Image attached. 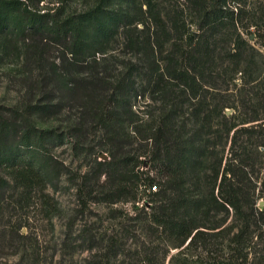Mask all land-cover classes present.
Returning <instances> with one entry per match:
<instances>
[{"label": "rangeland", "instance_id": "374dc122", "mask_svg": "<svg viewBox=\"0 0 264 264\" xmlns=\"http://www.w3.org/2000/svg\"><path fill=\"white\" fill-rule=\"evenodd\" d=\"M20 1L50 19L62 21L88 12L100 0ZM194 1L114 0L109 6L108 9L138 18L132 28L138 30L135 37L140 41L161 37L163 46L154 44L152 59L155 71H150L152 75L145 74L146 52L126 47L128 40L135 38L130 36L131 32L128 38L126 31L120 29L116 40L98 51L100 48L92 45L91 41H96L93 25L85 27L92 45L87 53L89 60L94 58L96 51L100 52L96 54L100 63L98 67L107 69L111 76L109 81L124 80V85L133 87V92L128 98L124 96L125 99L118 94L116 102L119 103L111 113H119L122 118L121 121L116 118L119 121L114 127L117 134L107 139L105 131L97 130L98 127L92 129L90 122L87 126L80 122L77 108L71 112L64 109L56 119H37L40 128L65 132L64 140L55 145L53 154L67 173L53 179L43 194L33 191L21 206L14 204L9 197L21 193L20 189L0 174L10 183L6 194L8 201L2 203V209L6 210L0 230L8 234L13 225H20V235L27 237L20 242L25 244L24 251H0V264H239L238 249L245 253L247 264H264V0H225L224 9L232 14L235 24L223 27L217 36L199 28L201 10H197ZM149 7L151 11H148ZM142 11L144 16H141ZM154 13L160 14L166 23V35L160 34V30L151 23ZM15 19L16 15L12 14L11 21ZM139 20L145 21L146 26ZM187 26L190 27V35L195 36L198 42L204 39L205 43H213L216 39L215 49L211 48L210 52L199 57L211 65L208 71L211 77L207 81L202 80L200 101H193L190 95L183 94L184 89L178 82L165 78L168 67L165 57L172 53L176 43L182 45L181 31ZM239 38L246 45L240 67L235 66L238 57L229 55ZM12 41L0 34V106L7 108L19 106L29 94L22 82L23 75H26L22 49ZM190 45L188 41L184 49H190L194 44ZM244 70L247 74H243ZM68 103L74 105L72 101ZM227 104L232 108H223ZM205 113L210 116V123L206 126L201 122ZM126 114L131 116L127 118L129 115ZM254 117L261 120L241 124ZM75 123H82L79 128L85 129L84 135L77 137L78 131L77 135H70L69 128ZM260 123L262 125L256 131H242ZM234 124L239 129L236 136L237 146H240L238 157L231 149L235 130L229 133ZM173 127L179 128L178 134L184 139H193L195 149L204 151L203 157L199 154L197 158L205 163L200 170L208 169L205 175L211 174L216 160L223 159L222 169L234 158L236 161L249 160L251 164L245 166L235 161L238 176L232 183L235 190L251 198L250 203L241 212L232 208L199 211L195 215L204 234L193 244H190V239L183 243V238L171 236L153 217L159 202L157 194L164 184V174L159 170L168 164V159L163 154L162 160L155 161L154 141L146 138L151 136V132L166 134L167 137L171 133L175 135ZM115 136L123 141L122 157L139 158L129 165L130 168L135 172L149 173L157 186L147 190L140 184L136 199L121 198L112 204L98 200V192L87 197L85 189L88 184H93L91 178L97 164L113 161L109 138ZM200 170L198 167L193 173L188 171L183 178L190 183L185 185L190 196L203 200V196L209 197L207 187L213 190L214 184L208 186L206 176ZM221 178L222 175L217 185ZM106 180L104 174L101 185ZM44 194L49 196V202L54 206L51 215L47 213L48 207H43ZM215 195H218L217 188ZM242 231L244 243L238 246L235 236Z\"/></svg>", "mask_w": 264, "mask_h": 264}, {"label": "trees", "instance_id": "16d2710c", "mask_svg": "<svg viewBox=\"0 0 264 264\" xmlns=\"http://www.w3.org/2000/svg\"><path fill=\"white\" fill-rule=\"evenodd\" d=\"M113 1L100 0L98 5L88 12L60 21L56 18L50 19L49 16L33 10L20 0H0V34L10 37L13 40L12 43L21 46L23 70L26 74L23 75L22 82L29 93L28 99L19 106L9 108L0 106V174L9 178L13 186L20 189L21 193L9 196L18 206H21L25 200L32 196L33 191L45 192L53 179L67 173V169L58 163L53 154L55 145L64 140L65 132L62 134L55 128H40L37 125V119H56L64 109L68 108L71 112L77 108L80 122L83 125L87 126L90 122L93 126L92 129L98 127L97 130L105 131L106 139L110 135L117 134L114 127L119 121L116 118H120L121 121L122 116L119 113L111 112L119 103L116 102L118 94L120 93L121 98L124 96L128 98L133 92V87L124 85L122 79L116 83L115 80L114 82L109 81L111 76L107 69L98 67L100 63L97 61L96 54L100 53L98 51H102L103 46L116 40L120 29L126 31L128 38L130 32V36L135 37L138 30L132 27L137 23L138 18L124 14L119 10L108 9ZM225 3V0H195L193 4L198 7V11L201 10L199 28L217 36L222 33L223 27L234 26L232 14L224 9ZM148 11H151V7ZM142 12L141 16H144L145 12ZM12 14L16 15V19L13 21H11ZM139 21L146 26L145 21ZM151 23L160 30V34H163L167 28L160 14L158 16L156 13L152 14ZM90 24L93 25V35L96 37V41L91 40L92 45L100 48L93 54L94 58L91 60L87 53L91 50L92 45L85 30V27L89 28ZM194 37L190 35V27H183L180 37L182 45L176 43L172 53L165 57L168 63L165 78L169 77L170 81L173 79L178 82L184 89L183 94L190 95L193 101H200L203 94L202 80L207 81L211 77L208 72L211 65L199 57L204 52H210L209 49H215L216 42L214 41L216 39H213V43H205L204 39L198 42ZM160 41L161 37L159 36L154 40H151L150 37L145 38L144 41L135 37L134 40L130 38L126 44L127 48L136 49V51L143 49L146 52V58L144 57L145 74L152 75L150 71H155V61L152 59V55L154 54V44L159 47L163 46ZM188 41L194 45L186 50L184 46ZM228 43L227 41L226 44ZM234 45V50L232 49L229 55L231 58L238 57L239 61L235 66L240 67L244 61L246 45L240 38ZM203 46L208 49H204ZM51 54H58V56L53 57ZM243 74H247V71L244 70ZM163 76L161 75V77ZM71 101L74 102V105L68 103ZM225 107L232 108L228 107V104L223 105V108ZM203 112H205V108H203ZM126 116L129 118L131 115L126 114ZM260 120L258 117L248 118L241 124L255 123ZM201 122L205 126L209 124V114L205 113ZM82 123L72 124L68 131L70 135L73 133L78 134L77 137L84 135L85 129L79 128ZM259 125L262 124L251 125L249 130L243 129L242 131H256L259 129ZM172 129H174L172 132L175 135L171 133L167 137L166 134L151 132V136L146 138V140L154 141L155 161L162 160L161 157L164 156L165 159H168V164L159 170L164 174V184H162L163 189L157 194L159 202L157 212L153 217L158 225L168 231L171 236L183 238V243L190 239V244H193L204 234L200 230L203 228L202 224L195 215L199 211L232 208L241 212L242 208L250 203L251 198L235 190L233 184L238 176L235 163L245 166L251 164L249 160L236 161L237 158H234L227 162L222 169L223 159L216 160L214 167L210 170L211 174L205 175L208 169L200 170L205 163L197 158L199 154L203 157L204 151L194 148L193 139H184L180 136L179 128L173 127ZM233 130L235 131L231 149L238 157L237 149L240 146H237L236 139L239 132L237 124L229 128V133ZM68 132L66 131L69 137ZM109 140L113 161L97 164L95 175L91 178L93 184L91 183L92 186L88 184V188L85 189L87 197H91L94 193L97 195L98 192L100 195L98 200L114 204L121 198L136 199L140 184L147 190L157 186L149 173H140V170L135 172L134 168H130L129 165L138 161L139 158L121 156L123 141L116 136ZM142 164L144 165V163ZM198 167L201 173L206 176L205 181H208V186L214 184L213 190L207 187L209 197L203 196V200L190 196V191L186 187L190 183L187 178H183L185 174L190 171L193 173ZM104 174H106L107 180L103 183L104 185H101V177ZM220 175L222 178L220 184L217 185ZM4 177L0 176V224L6 210L2 209V203L8 201L6 194L10 189V183ZM90 188L93 190L88 191ZM216 188L217 196L215 195ZM44 206L48 207L47 213L51 215L54 206L49 202L48 195L43 197ZM13 226L8 234L4 230H0V251L20 252L25 250V244L20 242L23 239L26 240L27 237L20 235L19 231L22 228L20 225ZM242 235L243 231L235 236L238 246H242L244 243ZM236 255L239 264H247V257L245 253L243 254V250L238 249Z\"/></svg>", "mask_w": 264, "mask_h": 264}]
</instances>
